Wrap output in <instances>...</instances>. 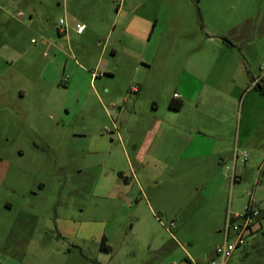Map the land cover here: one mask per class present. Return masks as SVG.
I'll return each instance as SVG.
<instances>
[{"label":"rangeland","instance_id":"rangeland-1","mask_svg":"<svg viewBox=\"0 0 264 264\" xmlns=\"http://www.w3.org/2000/svg\"><path fill=\"white\" fill-rule=\"evenodd\" d=\"M249 65L264 0H0V264H205L251 199L262 228L228 264H264Z\"/></svg>","mask_w":264,"mask_h":264},{"label":"built area","instance_id":"built-area-1","mask_svg":"<svg viewBox=\"0 0 264 264\" xmlns=\"http://www.w3.org/2000/svg\"><path fill=\"white\" fill-rule=\"evenodd\" d=\"M68 29L67 21L62 19L60 21V34H67ZM85 30L86 26L84 24L76 25L78 34H83ZM248 159L249 155L246 152L235 155V162L240 161L241 163H246ZM260 213L258 203L253 199L248 202L242 213H228L223 230L225 242L216 249L215 256L205 264H228L233 253L238 248L245 246L249 237L255 235L258 231L260 227Z\"/></svg>","mask_w":264,"mask_h":264},{"label":"crops","instance_id":"crops-1","mask_svg":"<svg viewBox=\"0 0 264 264\" xmlns=\"http://www.w3.org/2000/svg\"><path fill=\"white\" fill-rule=\"evenodd\" d=\"M69 28H71V27H69ZM69 31H70V29H68V33L67 34H69ZM121 44V43H120ZM107 48H108V46L107 45H104L103 47H102V54H104L105 53V51L107 50ZM111 52H113V56H116L117 55V49H116V47L114 46V47H112V49H111ZM58 53H60V54H63L62 53V51H60V50H58ZM64 64V66L66 67L67 66V61L66 62H64L63 63ZM98 65H100V62H99V64ZM106 69H105V74H109V75H111V77H113L114 76V69H109V68H107V67H105ZM246 71L248 72V76L249 77H251L252 78V80H251V84L250 85H248V87H247V89H246V91H245V93H244V97H245V99L246 98H249V100H250V102H251V104H252V101L253 100H256V98H257V93H259V92H257L258 90L256 89V85L257 84H260L263 88H264V70L261 72V70L259 71V72H261V73H257L256 75H255V73H254V71L255 72H257L255 69H253L250 65H249V68L248 69H246ZM97 76V74H93V76H91L90 78H89V84H90V86L91 87H94L95 86V84L97 83V81H98V78L96 77ZM257 82V83H256ZM256 89V90H255ZM256 91V92H255ZM256 93V94H255ZM95 94H96V96L99 98V99H101V97L98 95V92L97 91H95ZM251 98V99H250ZM252 110H253V107H252ZM193 143V139H191V140H189V145H191ZM198 146H199V144H198ZM200 147V146H199ZM186 154H187V150L186 149H184L182 152H181V154L179 155V159L180 160H183L184 159V157H185V159H188V160H192V159H196V158H198V155H195V151H193V153L192 154H190L189 156H186ZM260 227L262 228V224L260 223ZM220 232H222V231H220ZM224 234V233H223ZM234 254V253H233ZM187 262L188 263H192V260L191 259H188L187 260ZM169 264H181L180 263V260H178V259H175V260H173V261H171Z\"/></svg>","mask_w":264,"mask_h":264},{"label":"trees","instance_id":"trees-1","mask_svg":"<svg viewBox=\"0 0 264 264\" xmlns=\"http://www.w3.org/2000/svg\"><path fill=\"white\" fill-rule=\"evenodd\" d=\"M256 89L260 92V94L264 97V88L260 85V84H257L256 85ZM182 102H179V101H173L172 104H171V108L173 109H180L182 107ZM105 242V238L103 239V249L104 250H107V246H105L104 244Z\"/></svg>","mask_w":264,"mask_h":264}]
</instances>
